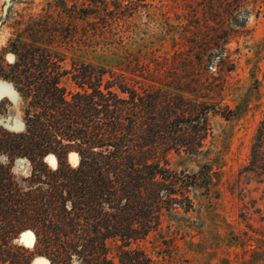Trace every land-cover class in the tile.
<instances>
[{
	"label": "rangeland",
	"instance_id": "obj_1",
	"mask_svg": "<svg viewBox=\"0 0 264 264\" xmlns=\"http://www.w3.org/2000/svg\"><path fill=\"white\" fill-rule=\"evenodd\" d=\"M4 3L0 70L10 69L15 52L49 51L72 100L82 90L74 79L83 62L139 56L157 85L169 83L209 107L204 153L171 158L176 169L209 171L191 189V210L166 217L170 231L165 225L133 246L159 264H264V141H257L264 132V0H11L3 18ZM30 101L0 76V127L22 129ZM31 172L27 159L15 170L18 177ZM30 233L16 240L32 251Z\"/></svg>",
	"mask_w": 264,
	"mask_h": 264
},
{
	"label": "trees",
	"instance_id": "obj_2",
	"mask_svg": "<svg viewBox=\"0 0 264 264\" xmlns=\"http://www.w3.org/2000/svg\"><path fill=\"white\" fill-rule=\"evenodd\" d=\"M13 55L0 76L31 101L22 129L0 127V264H32L38 255L51 264H159L133 244L170 231L165 218L191 210V189L209 171L176 169L171 158L204 153L209 107L157 85L139 56L83 62L74 79L82 90L68 100L49 51ZM26 159L32 172L18 177ZM27 230L32 251L16 240Z\"/></svg>",
	"mask_w": 264,
	"mask_h": 264
},
{
	"label": "water",
	"instance_id": "obj_3",
	"mask_svg": "<svg viewBox=\"0 0 264 264\" xmlns=\"http://www.w3.org/2000/svg\"><path fill=\"white\" fill-rule=\"evenodd\" d=\"M10 6H11V0H5V3L3 5V18H5L7 16L8 12H9V9H10ZM0 25H1V22H0ZM72 154H74L75 156L77 155L74 152ZM52 159H55V158L53 157ZM30 235H32V234L30 233L29 236ZM33 236H34V239L33 240L35 241V235L33 234ZM25 237H27V236H25ZM36 257L34 258V260L36 259ZM34 260H33L32 264H34ZM42 261H45V262L48 261L50 263V261L46 257H44V259Z\"/></svg>",
	"mask_w": 264,
	"mask_h": 264
},
{
	"label": "bare ground",
	"instance_id": "obj_4",
	"mask_svg": "<svg viewBox=\"0 0 264 264\" xmlns=\"http://www.w3.org/2000/svg\"><path fill=\"white\" fill-rule=\"evenodd\" d=\"M72 160H73V162H76L77 161V155L75 156L74 154H73V156H72ZM51 161H52V163H56V160L55 159H51ZM32 233V232H31ZM31 238L32 239H34V236H33V234L31 235ZM42 262H44V263H47V264H50L48 261H42Z\"/></svg>",
	"mask_w": 264,
	"mask_h": 264
}]
</instances>
